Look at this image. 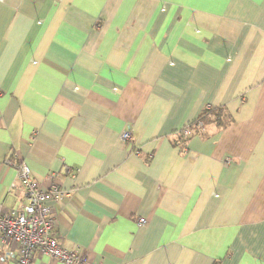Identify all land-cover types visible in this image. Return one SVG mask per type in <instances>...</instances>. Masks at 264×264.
<instances>
[{
  "label": "crops",
  "instance_id": "obj_1",
  "mask_svg": "<svg viewBox=\"0 0 264 264\" xmlns=\"http://www.w3.org/2000/svg\"><path fill=\"white\" fill-rule=\"evenodd\" d=\"M205 107L226 124L180 140ZM6 160L91 264H264V0H0L2 213Z\"/></svg>",
  "mask_w": 264,
  "mask_h": 264
},
{
  "label": "built area",
  "instance_id": "obj_2",
  "mask_svg": "<svg viewBox=\"0 0 264 264\" xmlns=\"http://www.w3.org/2000/svg\"><path fill=\"white\" fill-rule=\"evenodd\" d=\"M189 129L183 132L188 135ZM121 141H130V131L121 134ZM6 164L17 169V182L12 189L20 187L25 202L17 210L0 212V243L13 245L17 249L14 264H30L35 253L44 254L58 260L62 264H91L79 250H65L55 236V220L49 201L60 202L68 194L54 182L48 188H43L31 178L30 171L23 163ZM145 224L143 218L138 219L137 225Z\"/></svg>",
  "mask_w": 264,
  "mask_h": 264
},
{
  "label": "trees",
  "instance_id": "obj_3",
  "mask_svg": "<svg viewBox=\"0 0 264 264\" xmlns=\"http://www.w3.org/2000/svg\"><path fill=\"white\" fill-rule=\"evenodd\" d=\"M225 112L223 109H213L211 107H205L198 118L193 121L192 123L188 124L186 127L181 129L177 135L180 138V140H184L185 138L194 135V134H202L205 127L208 126V124H215L219 127L226 124L225 120ZM189 129L188 135H183V132L185 130Z\"/></svg>",
  "mask_w": 264,
  "mask_h": 264
}]
</instances>
